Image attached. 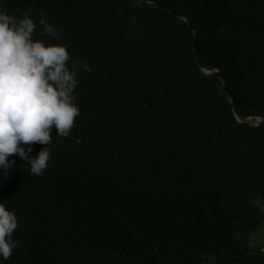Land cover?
<instances>
[{
  "label": "trees",
  "instance_id": "trees-1",
  "mask_svg": "<svg viewBox=\"0 0 264 264\" xmlns=\"http://www.w3.org/2000/svg\"><path fill=\"white\" fill-rule=\"evenodd\" d=\"M0 6L34 7V38L67 46L80 108L69 136L52 130L42 175L16 154L0 170L19 225L0 264H264L249 245L264 222L251 197L264 199V121L233 112L264 118V0ZM41 16L58 38L41 36Z\"/></svg>",
  "mask_w": 264,
  "mask_h": 264
},
{
  "label": "clouds",
  "instance_id": "clouds-1",
  "mask_svg": "<svg viewBox=\"0 0 264 264\" xmlns=\"http://www.w3.org/2000/svg\"><path fill=\"white\" fill-rule=\"evenodd\" d=\"M27 8L20 17L0 6V170L10 173L13 154L26 162L33 175H42L51 159L55 134L70 135L80 108L74 92L78 85L76 64L71 68L66 45L34 38L37 22ZM41 36L58 38L59 30L39 18ZM79 67L91 71L83 61ZM34 143L45 145L35 157ZM25 145L27 147L25 148ZM14 210L0 203V258L6 260L17 247L13 238L18 227Z\"/></svg>",
  "mask_w": 264,
  "mask_h": 264
},
{
  "label": "rangeland",
  "instance_id": "rangeland-1",
  "mask_svg": "<svg viewBox=\"0 0 264 264\" xmlns=\"http://www.w3.org/2000/svg\"><path fill=\"white\" fill-rule=\"evenodd\" d=\"M251 197L264 213V199L257 192H253L251 194ZM249 245L251 248L264 247V222L262 223L260 228L251 235L249 239ZM202 264H218V263L214 261H206Z\"/></svg>",
  "mask_w": 264,
  "mask_h": 264
},
{
  "label": "water",
  "instance_id": "water-1",
  "mask_svg": "<svg viewBox=\"0 0 264 264\" xmlns=\"http://www.w3.org/2000/svg\"><path fill=\"white\" fill-rule=\"evenodd\" d=\"M205 73L210 74L211 72H205ZM226 96H227L228 100L231 101L230 98H229V96L227 94H226ZM233 112H234L235 117L239 120V122H242V123H247L249 125L257 126L262 121H264V118H259V119L255 120V121H253L251 118H243V117H241L238 114L237 110L234 107H233ZM262 251H264V249Z\"/></svg>",
  "mask_w": 264,
  "mask_h": 264
}]
</instances>
